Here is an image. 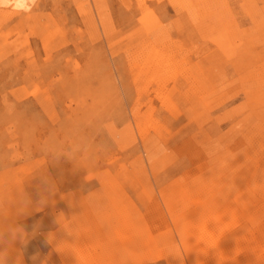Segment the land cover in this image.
Returning a JSON list of instances; mask_svg holds the SVG:
<instances>
[{
    "label": "rangeland",
    "instance_id": "374dc122",
    "mask_svg": "<svg viewBox=\"0 0 264 264\" xmlns=\"http://www.w3.org/2000/svg\"><path fill=\"white\" fill-rule=\"evenodd\" d=\"M16 1L0 229L27 243L9 264L124 246L131 264H264V0Z\"/></svg>",
    "mask_w": 264,
    "mask_h": 264
},
{
    "label": "clouds",
    "instance_id": "9594fccd",
    "mask_svg": "<svg viewBox=\"0 0 264 264\" xmlns=\"http://www.w3.org/2000/svg\"><path fill=\"white\" fill-rule=\"evenodd\" d=\"M29 204L30 201L25 198L19 215L27 211ZM16 240H20L21 243H27V234L23 227L12 225L9 228L0 229V264H9L11 248ZM16 264H22L19 257L16 260Z\"/></svg>",
    "mask_w": 264,
    "mask_h": 264
},
{
    "label": "crops",
    "instance_id": "0c3cea01",
    "mask_svg": "<svg viewBox=\"0 0 264 264\" xmlns=\"http://www.w3.org/2000/svg\"><path fill=\"white\" fill-rule=\"evenodd\" d=\"M134 253L135 248L131 246H124L119 248L118 251L116 250L113 252V254L116 255L119 260L118 264H131L132 262L130 260L134 256Z\"/></svg>",
    "mask_w": 264,
    "mask_h": 264
},
{
    "label": "bare ground",
    "instance_id": "6f19581e",
    "mask_svg": "<svg viewBox=\"0 0 264 264\" xmlns=\"http://www.w3.org/2000/svg\"><path fill=\"white\" fill-rule=\"evenodd\" d=\"M0 9L2 10V13H3V11H5V14H6V12L9 11V10L20 11V6H19V4L17 3L16 0H0Z\"/></svg>",
    "mask_w": 264,
    "mask_h": 264
}]
</instances>
